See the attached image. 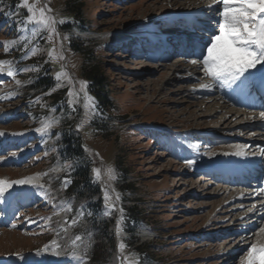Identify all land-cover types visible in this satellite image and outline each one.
Wrapping results in <instances>:
<instances>
[{"label":"rangeland","instance_id":"374dc122","mask_svg":"<svg viewBox=\"0 0 264 264\" xmlns=\"http://www.w3.org/2000/svg\"><path fill=\"white\" fill-rule=\"evenodd\" d=\"M199 2L40 0L38 7L46 5L49 15L65 21L56 26L59 35L49 41L48 31L41 32L28 44L29 50L38 46L41 51L28 59H20L26 54L27 41L8 53L0 46V60L19 61L13 64L16 69H38L20 72L15 79L0 76V179L40 174L43 185L26 186L22 196L0 197L5 203L19 197L23 206L14 219L6 213L2 216L0 210V264H78L66 254L76 235L82 237L77 241L81 255L86 245H92L86 257L90 264L99 259L103 264H127L124 257L139 264H240L248 247L257 242L256 233L264 226L259 216L264 211L250 215L246 205L264 201H246L254 190L222 188L197 176L196 170L211 166L217 156H233L241 162L259 156L258 141L264 142V131L240 128L251 122V116L225 104L217 93L210 96L213 87L201 88L209 78L188 71L194 66L191 62L152 63L147 58L148 33L169 42L182 33L205 34L209 39L216 12ZM21 4L22 0H0V42L23 34L21 22L29 13L26 7H18ZM71 38L82 44L84 53L71 50ZM53 49L56 58L50 59ZM62 67L72 80L62 78L57 88L55 77ZM95 73L103 74L102 85L92 81ZM192 74L196 77L190 78ZM80 81L85 82L83 91ZM70 89L71 99L78 96L73 105L68 104ZM85 93L94 100L98 95V114L91 119L86 117ZM231 114L233 120L226 121ZM47 121L55 122L46 132H38ZM199 132L217 138L206 140ZM222 137L227 141L222 143ZM65 139L76 142L72 148L83 152L82 158L69 161ZM237 146H243L248 155H234ZM109 167L115 172L114 180L106 174ZM94 168L101 169L95 181ZM77 175L83 179L79 187H75ZM65 178L71 180L66 189L62 187ZM227 190L229 195L220 196ZM44 191L47 196L42 195ZM238 193L248 196L237 202ZM69 205L71 210H65ZM81 211L83 216H78ZM73 218L77 223L69 226ZM237 220L240 223L234 226ZM255 224L258 227L249 228ZM245 229L252 230L249 239L223 238L226 230ZM53 241L64 254H54ZM45 246L48 251H40Z\"/></svg>","mask_w":264,"mask_h":264},{"label":"snow or ice","instance_id":"6c2138e0","mask_svg":"<svg viewBox=\"0 0 264 264\" xmlns=\"http://www.w3.org/2000/svg\"><path fill=\"white\" fill-rule=\"evenodd\" d=\"M40 0H33L29 3V0H22V4L18 7L23 6L27 8L29 13L27 19L22 21V27L20 31L23 33L19 35L16 39L0 42V46L4 48L5 53H8L13 46L20 44L22 41H27L24 48L27 50L25 55H22L20 59H28L30 56H34L37 52L41 51L38 46L28 49V44L32 40H35L39 34L43 31H48V40L51 41L53 35H59L57 31V24H63L65 21H57L53 16L49 15L51 9L46 5L43 7H38ZM208 11H215L216 18L214 20L215 28L209 39L200 46L199 52L194 54L198 55L199 59H193L190 62L193 65L201 66V70L205 77L209 78L208 83H203L200 85L201 88L210 89L214 84H218L221 88L231 87L232 85H237L240 87L251 75L250 70L256 69L257 66L264 68V0H212V3L207 6ZM31 25V27H29ZM30 34V35H29ZM67 39V37H64ZM55 50L49 51V58L55 59ZM63 59L61 55L59 57ZM19 61L11 60H0V76L6 75L7 77L15 79L20 72L36 71L38 70L36 66H30L23 69H16L13 67L14 63ZM248 74V75H246ZM62 78H68L71 82L72 78L67 73V71L62 67L59 72L56 73L55 79L58 81L56 87L59 88L62 85L59 81ZM239 82V84H238ZM15 83L19 85L21 82L15 80ZM81 91L85 87V82L80 81ZM55 89H53L54 91ZM13 95L12 93L8 94ZM70 99L68 100L69 105H73L78 101V96L76 100L71 99L74 96L73 91L70 89L68 92ZM7 98V97H4ZM39 99V98H38ZM86 103L84 104L86 111V117L91 119L92 115L98 114L96 110V102L93 97L85 93ZM75 110V108H73ZM260 116L264 118V112L260 113ZM55 121L42 122V127L37 129L38 132L44 133L52 127ZM87 120L81 122L78 125L79 128L84 126ZM2 134V133H0ZM192 147L198 148V146L193 145ZM239 150L233 153L236 156H246L248 153L243 151V146H237ZM85 151L88 149L85 147ZM227 154V153H226ZM259 154L264 155V148L259 149ZM256 155V153H253ZM192 163V161H188ZM70 167V165H66ZM95 173L94 181L99 180L101 176V169H92ZM106 174L111 180L116 179L114 170L109 167L106 169ZM40 174L32 177H26L14 181H8L7 179H0V196H3L5 192L13 187V185H35L43 188V185L39 184ZM46 175V174H45ZM71 183V180L65 178L62 183L63 188ZM264 193V190H261ZM42 195L47 196L46 191L42 192ZM109 199L107 190H105L104 200L107 204ZM116 199H119L117 195ZM83 207V206H82ZM111 207H114L112 205ZM65 210L70 211V205L67 206ZM255 205L249 211H254ZM121 211H123L121 209ZM83 212H78V216H83ZM106 215L110 214L106 210ZM91 215V213H89ZM46 219H51L47 217ZM68 224V221H65ZM77 223V219L73 218L69 226H74ZM15 227V225H13ZM119 232V229H118ZM258 239L257 242L252 243L246 251V255L241 260L240 264H264V226H260L258 232L256 233ZM82 237L76 235L72 240V249L66 254L73 258L78 264H87L86 257L88 256V251L91 249L92 245L89 243L86 245L83 255L78 251L77 241H81ZM52 248L55 255L59 256L64 253L59 251L60 245L56 242H52ZM125 245L123 243L119 244V249L123 252ZM40 251H48V246ZM124 261L127 264H139L138 261L124 257Z\"/></svg>","mask_w":264,"mask_h":264},{"label":"bare ground","instance_id":"6f19581e","mask_svg":"<svg viewBox=\"0 0 264 264\" xmlns=\"http://www.w3.org/2000/svg\"><path fill=\"white\" fill-rule=\"evenodd\" d=\"M196 1V0H195ZM205 1V0H204ZM209 4H211V2H202L201 0H200V2H199V6H202V7H204V8H207V6L209 5ZM208 9V8H207ZM207 19V18H206ZM151 36V35H150ZM125 38L126 37H123V36H120L118 39H120V40H125ZM151 39H152V37H151ZM163 52H164V50H163ZM186 63V62H185ZM192 70H196L197 72H198V74H200V75H202V76H204V74H203V71L201 70V68H199V65H194V66H192V68L190 67V69H188V71H192ZM250 72H251V75H249V77H248V79L247 80H249V79H252V81H251V83H253L254 81V79L256 78V77H263L264 76V68H262L261 66H257V68L256 69H252V70H250ZM188 74V73H187ZM197 74V75H198ZM246 75H248V74H246ZM190 78H193V77H196L194 74H192L191 76H189ZM253 84H255V83H253ZM214 87H213V89L210 91V93H209V95L210 96H215L216 95V93L219 95V96H223L225 99H227V100H230V101H233L235 104H237L238 106H241V108L243 107H245V106H248V105H250V103L251 102H249L248 101V99H247V97H246V95H244V96H242L241 97V100H240V102L239 103H237L236 102V99H235V92H234V89H233V85L231 86V87H224V88H221L218 84H214L213 85ZM203 91H204V89H203ZM214 91V92H213ZM202 92V91H201ZM207 92H208V90H207ZM252 92H254V91H252ZM253 97V96H252ZM257 98L255 97V100L253 101V103H252V105L255 103V105L256 106H258V103H257ZM222 108V107H221ZM246 108V107H245ZM239 109V108H238ZM221 112V110H218L216 113H215V115L216 114H219ZM244 116H246V114L244 113ZM249 116H252L251 117V119H250V121L251 122H248V121H246V122H244V124L243 125H241L242 127H240V128H244V127H249V128H257V127H259L260 129H264V120L261 118V117H259L258 115H249ZM235 117V115L234 114H231V115H229V116H226V118H225V120L227 121H230V120H233V118ZM246 120H248V119H246ZM228 130V129H227ZM231 130V129H230ZM230 132V131H229ZM249 133H247L246 135H248ZM245 135V136H246ZM258 143H259V145H260V147L259 148H264V142H263V140H260V141H258ZM254 147V146H253ZM252 146H250L249 147V149L250 148H253ZM248 149V148H247ZM252 153V152H251ZM231 154V153H230ZM227 155V154H226ZM232 156V155H231ZM230 159V160H229ZM233 159V160H232ZM234 157L232 156V157H229L228 155L227 156H217V158H215L214 159V162H212V165L214 166V165H218V166H220V165H223V164H227V163H231V164H229V165H234V166H240V165H243V168H246V167H244V166H246V163L247 164H251V165H257V164H264V155L262 156V159H260V157L259 156H257V157H253L252 159H249L246 163H244V164H240V163H238L237 161H234ZM263 167H264V165H263ZM216 169V167H212V168H210V170H215ZM253 171V168L251 167L250 169H249V172L248 173H250V172H252ZM259 172V171H258ZM258 172H257V175H258ZM26 186H28V185H13V187L11 188V189H9L7 192H5L4 193V195L3 196H6L7 194H19ZM27 188V187H26ZM230 191H233V190H230ZM230 194V192L227 190V191H223V192H221V195L220 196H227V195H229ZM238 196V198L236 199V201L237 202H240V200L242 199L243 200V197H246V196H241V195H239V193L237 194ZM261 195H263L264 196V193H261ZM256 200V197L254 196H251L250 197V199H246V201H255ZM260 200V199H259ZM259 204L258 205H255V210L254 211H251V214L250 215H252L253 213H258V211H260L261 209H263L264 208V204L262 203V204H260V202H258ZM253 207V205L252 204H247L246 205V208L248 209V208H252ZM260 218H264V215H261V216H259ZM241 220V219H240ZM240 220H237V221H235V225L234 226H237V225H239V223H240ZM261 224V223H260ZM258 225L259 224H257L255 227H258ZM255 227H253V228H255ZM251 231L252 230H250L249 232H247L246 231V234H243L241 237L243 238V239H246V238H248L249 236H250V233H251ZM14 238V237H13ZM250 238V237H249ZM248 238V239H249Z\"/></svg>","mask_w":264,"mask_h":264},{"label":"trees","instance_id":"16d2710c","mask_svg":"<svg viewBox=\"0 0 264 264\" xmlns=\"http://www.w3.org/2000/svg\"><path fill=\"white\" fill-rule=\"evenodd\" d=\"M14 2V1H13ZM69 45H70V47H71V50L74 52V53H79V54H81L83 51H82V47H81V43H79L76 39H70L69 40ZM84 53V52H83ZM105 78H104V76H103V74H101V73H95V74H92V81H94V83L96 84V85H102V81L104 80ZM97 97H98V95L95 97V101L97 100ZM101 103H103V104H105V101H102ZM75 142V141H74ZM74 142H69L68 140H66L65 139V153H66V155L68 156V159H69V161H71V162H74L75 160H79L80 158H82L83 157V152H81V151H79V152H77L76 150H75V148H72L73 146V144L72 143H74ZM76 143V142H75ZM79 147H80V145H79ZM80 149V148H79ZM78 176V175H77ZM76 181H75V187H79L77 184H78V181H81L82 182V180L83 179H80V177L78 176L76 179H75ZM97 253H100V251H97ZM96 253V256H98L99 257V255H101V254H97ZM89 261H91V260H89ZM90 264V262H88L87 261V264ZM92 263V262H91ZM96 263H100V264H103L102 263V260L101 259H99V260H96V262L94 263V264H96Z\"/></svg>","mask_w":264,"mask_h":264}]
</instances>
